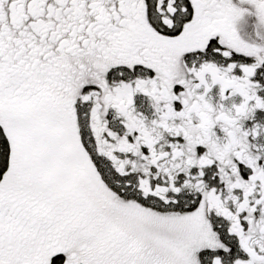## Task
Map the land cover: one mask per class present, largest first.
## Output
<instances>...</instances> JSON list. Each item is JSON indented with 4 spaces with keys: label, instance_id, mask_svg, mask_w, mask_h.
Returning <instances> with one entry per match:
<instances>
[{
    "label": "snow or ice",
    "instance_id": "1",
    "mask_svg": "<svg viewBox=\"0 0 264 264\" xmlns=\"http://www.w3.org/2000/svg\"><path fill=\"white\" fill-rule=\"evenodd\" d=\"M0 264H264V0H0Z\"/></svg>",
    "mask_w": 264,
    "mask_h": 264
}]
</instances>
